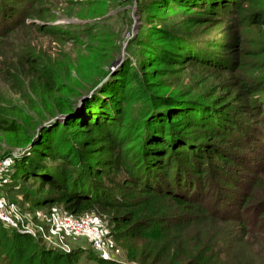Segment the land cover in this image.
<instances>
[{
	"label": "trees",
	"instance_id": "trees-1",
	"mask_svg": "<svg viewBox=\"0 0 264 264\" xmlns=\"http://www.w3.org/2000/svg\"><path fill=\"white\" fill-rule=\"evenodd\" d=\"M19 2L0 0V40L25 24ZM191 4L225 19V35L198 40L181 27L155 29L135 42L142 44L137 67L128 61L104 82L112 69H97V81L78 80L91 82L84 95L97 91L80 108L71 94L60 121L22 128L0 98V131L19 135L16 150L33 143L7 179L31 180L36 193L22 196L32 206L100 213L108 232L97 228L131 263L264 264V6ZM27 58L31 73L53 89L45 66ZM186 71L200 93L170 81ZM81 254L0 222V264H76ZM87 255L118 264L93 247Z\"/></svg>",
	"mask_w": 264,
	"mask_h": 264
},
{
	"label": "rangeland",
	"instance_id": "rangeland-1",
	"mask_svg": "<svg viewBox=\"0 0 264 264\" xmlns=\"http://www.w3.org/2000/svg\"><path fill=\"white\" fill-rule=\"evenodd\" d=\"M16 4L19 12L25 13L26 24L14 27L7 40H0V98L12 108L22 128H32L40 121L61 120V110L71 94L77 95L75 105L79 108L85 98L97 91L89 83L102 78L98 72L104 67L112 69L105 77L108 80L113 71L121 70L128 61L137 67L139 52L142 57V44L135 42L154 37L155 29L182 28L196 34L198 40L218 39L225 35L229 24L212 14H202L193 8L194 0H24ZM190 5H186L185 2ZM198 1V0H197ZM264 6V0H259ZM32 24V26H30ZM38 28V29H37ZM158 41L159 38L155 37ZM29 56L38 59L50 73L51 88L43 80L34 76L27 67ZM98 69V71H97ZM188 71L171 76L174 85L193 94L195 81ZM94 79L79 86L78 80ZM77 84V85H76ZM77 88L78 92L74 89ZM84 95L80 97V95ZM67 105H70L68 102ZM253 122L249 121V125ZM52 128L54 124H48ZM71 131V130H70ZM19 135L0 131V158L15 152ZM30 155V148L18 158ZM27 182L14 183L6 180L0 187V204L14 203L21 213L33 224L43 227L50 241L42 235L36 239L46 247L60 252L77 250L83 259L76 264H96L88 258L91 244L81 237L51 235L45 216L52 211H65L62 206L41 208L28 204L23 199L25 191L36 193V188ZM94 224L106 227L107 220L97 212L84 213ZM111 251L112 259L118 264H135L125 259L124 251L118 243L108 238L103 231ZM85 255V256H83ZM87 256V257H86Z\"/></svg>",
	"mask_w": 264,
	"mask_h": 264
},
{
	"label": "built area",
	"instance_id": "built-area-1",
	"mask_svg": "<svg viewBox=\"0 0 264 264\" xmlns=\"http://www.w3.org/2000/svg\"><path fill=\"white\" fill-rule=\"evenodd\" d=\"M22 152L0 158V186L8 180L14 161ZM46 221L51 235L81 237L91 244L102 259L114 261L106 237L97 228L91 217H75L66 211H54L47 216ZM0 222L17 232L30 234L34 238L37 235H42L47 241H50V237L44 233L43 227L33 224L14 203L0 204Z\"/></svg>",
	"mask_w": 264,
	"mask_h": 264
},
{
	"label": "water",
	"instance_id": "water-1",
	"mask_svg": "<svg viewBox=\"0 0 264 264\" xmlns=\"http://www.w3.org/2000/svg\"><path fill=\"white\" fill-rule=\"evenodd\" d=\"M45 124H47V122H45V123H43V125H45ZM42 125V126H43ZM39 131V129L37 130V132ZM33 145V143H30V145L29 146H26L25 148H23V149H19V150H16L15 152H13V154H17V153H20V152H22V151H24V150H26V149H28L30 146H32Z\"/></svg>",
	"mask_w": 264,
	"mask_h": 264
},
{
	"label": "crops",
	"instance_id": "crops-1",
	"mask_svg": "<svg viewBox=\"0 0 264 264\" xmlns=\"http://www.w3.org/2000/svg\"><path fill=\"white\" fill-rule=\"evenodd\" d=\"M1 186H3V185H1ZM1 186H0V187H1ZM0 192H1V190H0Z\"/></svg>",
	"mask_w": 264,
	"mask_h": 264
}]
</instances>
